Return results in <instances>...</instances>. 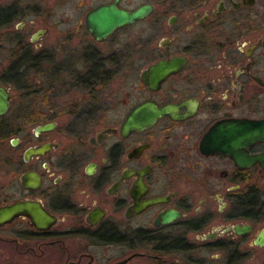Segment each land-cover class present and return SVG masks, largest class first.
<instances>
[{
	"label": "flooded vegetation",
	"instance_id": "1",
	"mask_svg": "<svg viewBox=\"0 0 264 264\" xmlns=\"http://www.w3.org/2000/svg\"><path fill=\"white\" fill-rule=\"evenodd\" d=\"M114 2L0 0V264H264V0Z\"/></svg>",
	"mask_w": 264,
	"mask_h": 264
},
{
	"label": "water",
	"instance_id": "2",
	"mask_svg": "<svg viewBox=\"0 0 264 264\" xmlns=\"http://www.w3.org/2000/svg\"><path fill=\"white\" fill-rule=\"evenodd\" d=\"M118 1L119 0H115V2L111 5L102 6L97 10L93 11L88 16V22L90 27L92 26L97 30L100 35V38L109 34L119 26L138 21L139 19L144 17L150 10V6H143L131 12L124 9H119L117 7ZM156 68L157 67H154L153 69ZM10 97L11 94L8 89L0 84V115L4 114L9 109ZM143 110L144 107H140L133 113L132 118L129 119V123L131 126H138L142 123L149 124L153 121L154 116L146 120L139 121L138 118L136 119V117L140 116ZM260 132L264 133V124H260ZM260 138L263 139L262 137Z\"/></svg>",
	"mask_w": 264,
	"mask_h": 264
},
{
	"label": "rangeland",
	"instance_id": "3",
	"mask_svg": "<svg viewBox=\"0 0 264 264\" xmlns=\"http://www.w3.org/2000/svg\"><path fill=\"white\" fill-rule=\"evenodd\" d=\"M139 0H131V4H134L135 2H138ZM132 31H131V42L134 44L135 43V41L138 39V36H139V34H140V32H141V30H142V28H141V25H138V26H135V27H133L132 29H131ZM21 92H23L22 94H24V92L26 93V90L24 91H21ZM21 92H16V93H14L13 95H14V98H13V100H17L18 101V99H21Z\"/></svg>",
	"mask_w": 264,
	"mask_h": 264
},
{
	"label": "trees",
	"instance_id": "4",
	"mask_svg": "<svg viewBox=\"0 0 264 264\" xmlns=\"http://www.w3.org/2000/svg\"><path fill=\"white\" fill-rule=\"evenodd\" d=\"M12 77H2L0 76V83H6L7 81H11Z\"/></svg>",
	"mask_w": 264,
	"mask_h": 264
}]
</instances>
